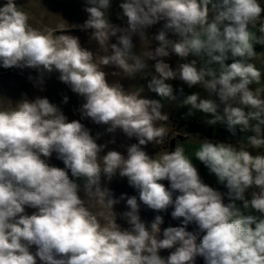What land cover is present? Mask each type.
Segmentation results:
<instances>
[{"label":"clouds","instance_id":"1","mask_svg":"<svg viewBox=\"0 0 264 264\" xmlns=\"http://www.w3.org/2000/svg\"><path fill=\"white\" fill-rule=\"evenodd\" d=\"M85 3L88 18L80 27L92 29L91 39L107 55L97 57L76 36L34 28L16 0H6L0 6V66L36 69L40 84L44 72H58L59 80L83 99L82 118L107 125L109 133L119 129L138 143L127 147V155L105 152L107 145L97 143L99 133L94 137L79 120L69 121L47 97H25L12 110H0V264H196L198 256L205 264H264V155L203 140L195 157L228 189L231 202L226 204L224 194L203 182L183 147L158 159L143 149L149 143L163 144L167 136V129L156 123L169 119L161 100L109 83L101 67L114 65L132 77L154 61L155 74L147 84L151 92L175 101L169 81L178 79L189 88L199 85L208 97L193 92L184 105L210 116V125L225 124L233 135L237 128L244 132L251 120L264 123V98L249 87L262 75L249 62L256 55L249 26L261 19L264 6L259 0H124L120 8L127 26L121 28L109 20L110 0ZM159 21L165 23L154 37L158 46L148 47L143 58L134 55L133 37L147 39L145 29ZM167 30L180 39H168ZM111 37L117 43L109 44ZM255 43L264 44V36ZM171 54L186 62L173 69L164 59ZM190 56L202 59L203 65L189 61ZM252 130L257 135L249 136L248 143L264 145L259 126ZM54 152L65 168L47 163ZM65 169L86 181L87 196L110 209L106 223L85 206L80 186ZM117 173L148 208L173 207L172 218H183V226L161 233V216L146 226L135 196L127 199L130 211L123 213L130 227L118 225L113 206L119 201L101 188L102 176L110 181ZM250 189L255 190L246 199ZM176 191L180 194L173 199ZM236 201L260 215L245 214ZM26 207L36 211L29 215ZM191 222L205 232L199 243L197 234L186 231ZM161 249L170 254L162 257Z\"/></svg>","mask_w":264,"mask_h":264},{"label":"rangeland","instance_id":"2","mask_svg":"<svg viewBox=\"0 0 264 264\" xmlns=\"http://www.w3.org/2000/svg\"><path fill=\"white\" fill-rule=\"evenodd\" d=\"M6 0H0V6H2ZM18 7L29 15V23L36 29L41 31L51 30L54 35L59 36L62 34L73 35L79 38L82 47L93 51L97 57L107 55L97 44V42L91 39L92 29H85L88 31L68 32L63 33L64 29H83L82 26L88 18V13L84 10L86 7L85 0H16ZM124 0H110V8L108 9V17L110 22L114 26L126 27L127 18L123 17V10L120 8V4ZM262 6H264V0H259ZM212 13H210L211 18ZM165 21H159L156 24L145 29L147 39L140 41L139 37H133V43L135 48L133 50L134 55L143 58V53L148 49L154 50L158 46V41L154 39L155 35L159 31L164 30ZM264 26V13L261 15V19L254 25L249 26V30L253 35L254 50L256 55L249 61L255 65V67L262 73L259 82H253L249 87L256 92L261 98H264V44L255 43V38L264 36V32H261V27ZM119 35V33L117 34ZM167 38L173 41L179 40L180 37L170 30H167ZM117 43L116 37H111L109 44ZM111 49H109V54ZM173 69L178 63L186 62L181 60L175 54H171L169 57L164 58ZM197 60V66L203 65V60L198 57H189L188 60ZM128 62L131 64L134 61L129 58ZM231 58L227 63H231ZM154 61H149V68L143 72H138L134 76L129 77L122 70L116 68L114 65L104 67L102 70L108 73L107 79L109 83H116L122 85L126 92L138 93L142 98L161 100L163 104L162 112L166 113L169 117L167 121H157L158 126H164L167 129V136L164 139L163 144L149 143L146 146H142L143 149L154 158H159L165 152L172 151L176 146L184 148L186 156L191 159L194 165L197 167L198 172L205 184L213 189L224 194V190H219V187L226 188L224 184H221L215 174L209 172L208 168L199 160L196 159L195 153L199 150L204 139H208L214 142H223L231 144L237 149H246L252 153L253 156L261 155L262 145L253 147L248 143V137L257 135L252 128L257 125L260 128L259 136L264 138V123L259 120H251L250 128L244 132H241L239 128L236 129L233 135L225 124L217 123L210 125L206 121L211 117L196 109L191 108L190 105H184V98L195 92L199 93L201 98H207L208 93L199 85L189 88L182 81L176 79L169 81L171 83L174 95L177 97L175 101H170L166 98H160L154 92H151L148 87V81L154 73L151 64ZM218 69V65H213ZM31 77L32 79H29ZM41 73L36 69L31 68H9L5 69L0 66V110H12L16 103L21 99L27 97L28 99H35L36 97H47L50 102L56 104L63 114L71 120H79L88 129L91 130V135L94 137L97 133L100 134V138L97 140L98 144H106L107 150H117L124 155H127V147L132 144H137L138 140L135 137L129 138L121 130H116L114 133L107 132V125H98L91 121L89 118H82L80 107L84 102L81 97L72 92V90L59 80V73L53 71L51 73L44 72L42 74L43 83H39ZM181 89L183 90L181 92ZM68 97V102L64 103V97ZM246 111H253L254 109L246 108ZM191 112V114H189ZM260 120H264V113H262ZM114 141V143H111ZM103 156V153H101ZM43 158V157H42ZM47 163L50 166L59 168H65V165L57 158V154L54 152L50 158H47ZM69 178L80 186V196L85 201V206L94 214L98 216L101 224L106 223V217L110 214V209L99 204L94 197H89L84 192V185L86 181L83 178L73 177L69 169H65ZM163 183V181H162ZM101 188L109 189L112 197L119 202L113 206V211L116 213V222L122 228H129L130 225L127 219L123 216V213L130 211L127 205V199L135 196L139 204L138 215L140 219L150 227L151 223L158 216V211L148 208L142 202L139 201L138 191L130 186L126 177H121L118 173L109 181L106 177H101ZM250 189L246 193V199L251 198ZM123 197V198H122ZM231 202V201H230ZM237 208L241 211H245V214L257 215L253 209H244L241 201L235 202ZM26 213L31 215L35 209L26 207ZM163 223L160 225L161 233L168 227H181L183 226V218L173 219L171 215L162 218ZM186 231L197 234V243L205 234V232L199 229V226L195 222H191L187 225ZM32 252L36 251V247L32 246ZM171 250L161 249L159 254L162 257H167ZM39 264V261H38Z\"/></svg>","mask_w":264,"mask_h":264},{"label":"trees","instance_id":"3","mask_svg":"<svg viewBox=\"0 0 264 264\" xmlns=\"http://www.w3.org/2000/svg\"><path fill=\"white\" fill-rule=\"evenodd\" d=\"M60 161L63 163V161H62L61 159H60ZM63 164H64V163H63ZM163 184L165 185V187H167V188L170 189V183H169V181L164 180V181H163ZM218 189H219V190H224V191L226 192V194H227V192H228V189H227V188L219 187ZM179 194H180V193H179L178 191L174 192V193H173V199H175V197H176L177 195H179ZM224 202H225L226 204L230 202V200H229V198H228L227 195H226L225 198H224ZM173 210H174V208L170 206L166 211H158V216H161L162 218H165V217L171 215V212H172ZM196 264H205V261H204L203 257H199V256H198V257L196 258Z\"/></svg>","mask_w":264,"mask_h":264},{"label":"flooded vegetation","instance_id":"4","mask_svg":"<svg viewBox=\"0 0 264 264\" xmlns=\"http://www.w3.org/2000/svg\"><path fill=\"white\" fill-rule=\"evenodd\" d=\"M79 32V31H88V30H85V29H77V28H75V29H73V28H71V29H64V30H62V32L63 33H68V32Z\"/></svg>","mask_w":264,"mask_h":264},{"label":"crops","instance_id":"5","mask_svg":"<svg viewBox=\"0 0 264 264\" xmlns=\"http://www.w3.org/2000/svg\"><path fill=\"white\" fill-rule=\"evenodd\" d=\"M75 28H77V27H75ZM261 155H264V145H262V153H261ZM60 160V159H59ZM253 190H255V189H253ZM242 203V202H241ZM243 206V205H242ZM244 213H245V211H244Z\"/></svg>","mask_w":264,"mask_h":264}]
</instances>
